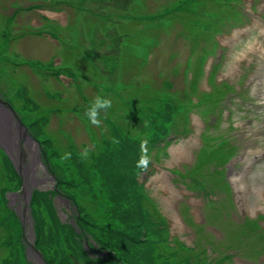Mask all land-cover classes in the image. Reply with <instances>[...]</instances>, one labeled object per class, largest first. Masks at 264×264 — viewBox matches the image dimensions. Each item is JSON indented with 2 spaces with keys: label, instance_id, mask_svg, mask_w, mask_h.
Instances as JSON below:
<instances>
[{
  "label": "rangeland",
  "instance_id": "1",
  "mask_svg": "<svg viewBox=\"0 0 264 264\" xmlns=\"http://www.w3.org/2000/svg\"><path fill=\"white\" fill-rule=\"evenodd\" d=\"M165 1L70 0L71 4L89 8L90 12L79 10L72 13L68 5L63 4L69 14L68 24L65 27V14H53L57 21L53 27L56 33L52 34L51 28L47 27L52 19L38 15L35 19L41 23L33 25L28 21L37 14L22 8L29 4L49 5L55 3V0H0V100H4L1 106L8 108L13 118L20 122L17 125L19 130L11 128L9 124L3 125L1 113L6 114L4 121L10 114L0 108L1 145L5 146V143L7 150H11L12 143L20 134L16 135L14 131L23 130L27 142L31 145L34 143L32 149L37 154L36 144L39 147L41 145L37 143L33 127L37 116L35 109L47 111L44 117H56L58 128L49 136L61 138L62 146L67 144L66 138L71 139L77 149H82L81 144L89 142L83 128L72 124L73 121L70 123L65 110L58 107L64 100L61 97L68 95V91L63 90L59 75L55 78L52 73L61 68V63L49 61L55 55L56 58H64L68 64L87 60L91 66L87 70L81 68L83 72L94 75L98 83V94L111 100V107L100 112L102 127L105 118H125L126 123L134 129L148 131L146 138L153 139L152 142L159 147L155 149V163H150L151 174L144 183L155 204L152 210L155 222L145 227V240V232L137 225L141 210L134 208L126 194L127 192L135 198L133 178L124 177L121 168L125 164L135 165L134 159L122 161L106 157L107 154L102 153L98 157L89 158L90 161L92 159V165L88 170L80 162V156L88 157V154H79V157L72 155L67 160H61L52 152L49 143L43 141V148L54 154V172L42 161V164L36 165L35 174L42 180L23 185L19 173L24 167L17 166L18 171L14 172L12 164L16 166L13 159L15 154L11 150V159L3 155L4 158L0 159V175L3 174L7 182H14L13 190L16 191L17 200L22 194L29 192L30 187L45 189L61 176L65 180L64 182L62 177L60 179L64 183L65 195L57 191V197H62L67 204L59 200H48L42 195L43 192L34 189L29 194L30 198L25 200L23 197L18 203L11 200L13 194L9 195L8 202L17 204L21 222L12 207L11 210H6L11 214L9 221L12 225L6 220L8 214L5 209L0 210V243L5 241L9 245L11 241L14 242L13 246L18 250V264H38L28 246L38 249L45 256L47 264H152L147 259L148 253H165L170 264H186L179 245L175 244L174 248L166 246V241L171 237V245L176 243V238L190 245L197 241L193 243L194 248L202 240V248L198 250L201 256L204 255L203 249L210 248L209 256L215 257L218 264H264L263 245L251 241L235 243L231 237L241 235V227L234 221H229L230 216L226 219L220 216L221 213L230 214L235 221L242 222L257 214L264 215V0H240V12L233 16L237 22L228 29L218 28L220 32L214 36L216 44H207L212 54L201 64L202 76L199 81L196 76L193 77L189 97L190 103L195 105L190 109L188 121L179 112L172 116L173 125L178 129L184 127V130L180 134L170 133L168 136L165 135V122L169 115L167 105L155 104L147 118L140 116L141 99L137 92L130 91V78L147 80L152 87L154 74L158 78L166 76L171 81L172 89L180 92L186 81L183 72L186 59L193 61L196 53L202 57L205 52L199 51L202 41L198 42L199 46L192 52L190 42L173 37L175 34H179L180 38L189 35L186 34L185 27L178 25V21L174 28L164 29L163 21L168 13L162 15L161 7ZM174 2L176 1L169 5ZM56 6L60 9L61 3ZM181 6L183 8L184 4L181 3ZM134 9L136 12L132 11ZM93 17H98L99 20L91 22L89 18ZM180 31L185 33H179ZM48 35L52 38H48ZM85 55L86 58H83ZM121 58L124 61L123 69ZM187 65L191 67V64ZM210 72V77L205 75ZM62 80L67 79L62 77ZM196 81L198 90L217 92L220 95L216 105L206 98L197 104L195 97L204 92L200 94L194 90ZM233 90L238 93V97ZM140 96L144 97L145 94L141 93ZM76 97L77 95L73 96L72 101ZM183 98L184 95H180V100ZM229 100L233 102L230 103ZM92 101L88 99L78 103V115L85 121L83 127L88 126L84 113ZM125 104H130L133 108L125 110ZM131 111L135 115L130 114ZM85 129L88 132L89 129ZM91 130L100 133L99 126L97 130ZM64 132H67L66 137ZM200 134L207 139L208 144L201 141ZM159 136L163 137L156 138ZM220 141H232L238 148L233 161L224 169L229 187L220 182L221 175H216L217 181H213L210 176L201 175L199 171L201 169L205 173L210 166L208 161L204 163V156L210 148L215 153L223 152V147L217 146ZM90 144L98 147L95 142ZM120 154L119 151L118 155ZM186 178H191L196 183V190L188 191L183 188L182 182ZM68 183L70 186L77 185L79 193L90 197L92 204L96 205L84 201L82 196L77 198L81 201L80 206L88 211L86 215L81 212L80 216L85 219L81 218L80 222L89 238L81 234L80 223L79 233L70 224L79 211L68 205L66 200L71 191V188H66ZM35 192L40 195L31 201ZM211 194H220V200L212 202ZM69 196L73 197V194ZM100 198L102 200L98 204ZM179 201L184 202L183 218L177 207ZM31 205L38 212H31ZM29 213L34 216L40 213L35 224L34 219L28 223ZM161 213L167 219L166 226L160 217ZM205 216L209 218L205 219ZM192 220L203 221V224L194 227ZM73 223L74 226L77 225ZM89 223L93 224L92 228H88ZM257 223L264 230V218ZM204 224L209 233L202 232ZM190 225L198 230L196 238ZM8 231L11 232L5 235ZM31 232L35 236L33 240L29 236ZM213 237L218 242L213 241ZM152 238L155 244H152ZM83 240H87L96 250L100 249L98 256H91L96 252L86 250L82 245ZM7 245H0L1 259L12 253ZM220 245L233 250L220 251ZM257 256L256 263L251 261ZM16 260L14 256L10 264H17Z\"/></svg>",
  "mask_w": 264,
  "mask_h": 264
},
{
  "label": "trees",
  "instance_id": "2",
  "mask_svg": "<svg viewBox=\"0 0 264 264\" xmlns=\"http://www.w3.org/2000/svg\"><path fill=\"white\" fill-rule=\"evenodd\" d=\"M229 1H231V0H225V3L227 5H229ZM170 2H172V0H166L165 4L162 5V7H161L163 10L162 15H164L165 13H168L166 20L163 21L164 29L174 28L176 22L178 21V25L185 27L187 30L186 34H189V35L186 38H180L179 34L178 35L175 34L173 37L177 40H180V41L187 40L188 42H190V49L192 52L196 51L197 47L199 46L198 42L202 41L203 44H201V46H199V51L205 52V55H203L202 57H199L196 53L195 59L193 61L189 58L186 59L185 63L191 64V67L186 68V71H188V75L184 77V79L186 80L183 84L184 88L179 93H177L176 91H167V88L165 86L167 83L166 82L167 80L165 79L164 76H162L161 78H158L154 74L155 79H154V81H152V85H151L152 87L149 86L147 80L144 81L141 79H136L135 77L130 78L131 84H133L134 81H143L141 83H144L145 88H141L140 85H139V87L144 92H146L145 96L143 97L144 101L150 100L151 102H153L154 99L161 97V99L163 101L169 102L172 100L173 96L179 97L180 95H184L183 100L190 102L189 95L192 92V83L194 80L193 77L196 76V78H198L200 69L202 67L201 64L204 61V59L206 58V56H207L206 54L210 53L209 48L207 47V44H213L212 43V37H211L212 31L217 29V28H220V27L224 28V26H226V25H228L230 27V25H233L235 23L233 16H235L236 14L239 13L238 9L235 13L228 11V8L230 6H226V8L220 7L217 4V0H186L187 4L184 6V10L182 9L181 2L177 3V4H175V2H174V3H171V5H169ZM193 5H195L194 8H193ZM29 9H31V8H29ZM204 10L206 11V14L204 16H202V15L199 16L200 12L204 11ZM132 11L136 12L135 9ZM225 11H227V12H225ZM34 12L36 13V11H34ZM229 16H232V17H229ZM131 18H132V15H131ZM89 20L91 22H96L97 20H99V18L93 17V18H89ZM125 21L126 20H124V22ZM69 24H71L70 21H69ZM179 33H185V32L180 31ZM132 54H133V50H132V53L130 55L132 56ZM122 56H123V51H122L121 57ZM59 61L62 64L64 62H66L64 60V58L63 59L61 58ZM120 64H121V69H123L124 61L122 60V58L120 60ZM78 65L83 67V68L89 67V65H87L85 61H78ZM64 74L66 75V73H64ZM160 80H161V83H159ZM164 80H165V82H164ZM198 81H199V78H198ZM198 81L195 82L196 83L195 86L197 85ZM64 89H66L68 91V95H70V96L68 97V95H65V97L64 96L61 97L64 100L60 103L59 107L61 109L65 110L66 116L69 119L70 123L73 121L72 124L74 123L75 125H78L80 128L82 127L83 130H86L85 128H87V126L83 127V125H84L83 121L77 117V116H79L78 111L75 110L77 107V103H78L79 99L76 97V99L74 101H72L73 96L76 95L74 89L71 87V85L63 84V90ZM196 91L200 94L204 92L200 96L195 97L196 100H202V99L206 98L209 101H211L213 103V105H216V103L218 102L217 100L219 99L220 95L217 92L206 93V91H204V90H203V92H200L197 89H196ZM153 105L154 104H152V106ZM17 109H19L18 106H17ZM47 119L48 120L45 122L42 129L47 131V134H50L51 132H54L57 129V121H55L49 117H47ZM33 127H34V130H35V127L37 129H39L40 128V121H38V120L35 121ZM83 130H81V131H83ZM89 134H90V130H88V132H87L88 138H89ZM47 136L48 135H46L44 133L43 134L42 133L37 134V132H36L35 138L39 142H41V141L42 142L43 141L48 142ZM200 136L202 139L201 141H203L205 144L209 143L204 136H202L201 134H200ZM50 142H52L51 145L53 147V151H55V148H57L59 154L62 155L61 160H67V158L69 156H72V155L77 156L79 154H85V152H83V149H79V148L77 149L73 142H69L68 144H65L64 146H62L63 142L61 141V138H59V137H57V138L50 137ZM67 142H68V138H67ZM217 146L223 147L222 153H219V152L215 153L214 150L210 148L209 151L206 152V156H205L206 159L208 160V162L212 163L213 166L218 165L219 160L223 159L224 155L227 154L228 150L230 149L229 148L227 150V148H228L227 143L223 142V141H220L219 143H217ZM79 156H77V157H79ZM209 156H211V158L213 160L210 159ZM80 157H81V161H82L83 157H84V161L86 160L85 156H80ZM90 157H92V156H90ZM0 159H2L1 156H0ZM49 161H50V158L48 156H46L45 154H43V162L47 163ZM0 167H1V165H0ZM6 182L7 181L4 178V175L3 174L0 175V184L1 185L5 184L9 188L10 181H8L7 183ZM63 185H64V183L62 184V182H61V186H63ZM67 185H70V183H68ZM75 187H76V185L71 186L72 190L76 189ZM126 194L128 195V197H130V199L133 203V197H131V195H129L127 192H126ZM0 197L2 198V195H0ZM78 202H81V201L78 200ZM98 204H99V202H98ZM92 205H94V204H92ZM1 209H5V211L7 210V206H6V204H4L3 200L0 201V210ZM208 218L209 217L205 216V219H208ZM9 219H10V217L8 218V223H10L12 225V223L9 221ZM0 245H1V243H0ZM4 261H7V260H4Z\"/></svg>",
  "mask_w": 264,
  "mask_h": 264
},
{
  "label": "clouds",
  "instance_id": "3",
  "mask_svg": "<svg viewBox=\"0 0 264 264\" xmlns=\"http://www.w3.org/2000/svg\"><path fill=\"white\" fill-rule=\"evenodd\" d=\"M110 107H111V100L98 95L94 98V100L90 103L88 108L85 110L84 115L87 117L88 121L91 124L99 126L100 124L99 117H100L101 110H106ZM147 164H148V159L146 155H142L138 166L146 169Z\"/></svg>",
  "mask_w": 264,
  "mask_h": 264
},
{
  "label": "flooded vegetation",
  "instance_id": "4",
  "mask_svg": "<svg viewBox=\"0 0 264 264\" xmlns=\"http://www.w3.org/2000/svg\"><path fill=\"white\" fill-rule=\"evenodd\" d=\"M23 134V133H22ZM18 139H21V135H18ZM15 161L18 167H24V169H21L20 171V177L21 179L26 182L27 181V177L29 178V173L26 170V164L29 160V156L27 155L26 152V147L24 145H21L20 148L17 150V152L15 153ZM33 172V171H30ZM29 182H31V179L29 178L28 180Z\"/></svg>",
  "mask_w": 264,
  "mask_h": 264
},
{
  "label": "bare ground",
  "instance_id": "5",
  "mask_svg": "<svg viewBox=\"0 0 264 264\" xmlns=\"http://www.w3.org/2000/svg\"><path fill=\"white\" fill-rule=\"evenodd\" d=\"M19 133V132H18ZM254 172V171H253Z\"/></svg>",
  "mask_w": 264,
  "mask_h": 264
},
{
  "label": "water",
  "instance_id": "6",
  "mask_svg": "<svg viewBox=\"0 0 264 264\" xmlns=\"http://www.w3.org/2000/svg\"><path fill=\"white\" fill-rule=\"evenodd\" d=\"M0 108H1V106H0Z\"/></svg>",
  "mask_w": 264,
  "mask_h": 264
}]
</instances>
